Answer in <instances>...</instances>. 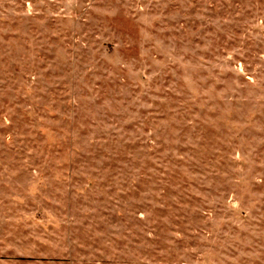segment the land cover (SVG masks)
Here are the masks:
<instances>
[{"label": "rangeland", "instance_id": "374dc122", "mask_svg": "<svg viewBox=\"0 0 264 264\" xmlns=\"http://www.w3.org/2000/svg\"><path fill=\"white\" fill-rule=\"evenodd\" d=\"M0 264H264V0H0Z\"/></svg>", "mask_w": 264, "mask_h": 264}]
</instances>
